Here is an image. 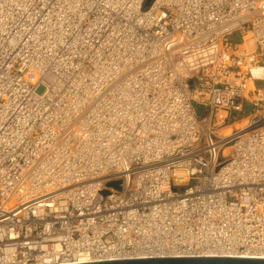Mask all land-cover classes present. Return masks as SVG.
<instances>
[{
    "label": "built area",
    "instance_id": "2783aa9c",
    "mask_svg": "<svg viewBox=\"0 0 264 264\" xmlns=\"http://www.w3.org/2000/svg\"><path fill=\"white\" fill-rule=\"evenodd\" d=\"M148 1L0 0V264L264 258V0Z\"/></svg>",
    "mask_w": 264,
    "mask_h": 264
},
{
    "label": "water",
    "instance_id": "95a60500",
    "mask_svg": "<svg viewBox=\"0 0 264 264\" xmlns=\"http://www.w3.org/2000/svg\"><path fill=\"white\" fill-rule=\"evenodd\" d=\"M151 0L148 1L150 3ZM86 264H264V258L232 257H161L103 261Z\"/></svg>",
    "mask_w": 264,
    "mask_h": 264
},
{
    "label": "bare ground",
    "instance_id": "6f19581e",
    "mask_svg": "<svg viewBox=\"0 0 264 264\" xmlns=\"http://www.w3.org/2000/svg\"><path fill=\"white\" fill-rule=\"evenodd\" d=\"M53 131H55L56 130V128L55 127H53V129H52Z\"/></svg>",
    "mask_w": 264,
    "mask_h": 264
}]
</instances>
